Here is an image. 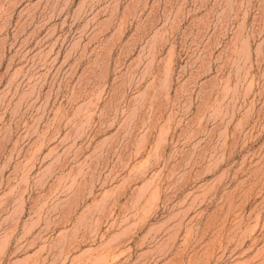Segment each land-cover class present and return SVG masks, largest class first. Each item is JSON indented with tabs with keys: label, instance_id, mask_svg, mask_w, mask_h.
<instances>
[{
	"label": "rangeland",
	"instance_id": "rangeland-1",
	"mask_svg": "<svg viewBox=\"0 0 264 264\" xmlns=\"http://www.w3.org/2000/svg\"><path fill=\"white\" fill-rule=\"evenodd\" d=\"M0 264H264V0H0Z\"/></svg>",
	"mask_w": 264,
	"mask_h": 264
}]
</instances>
